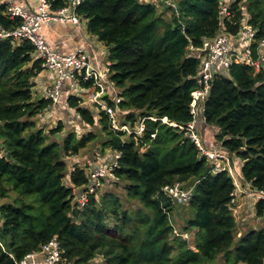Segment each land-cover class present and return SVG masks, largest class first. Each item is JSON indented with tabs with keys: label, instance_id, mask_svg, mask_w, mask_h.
I'll return each mask as SVG.
<instances>
[{
	"label": "trees",
	"instance_id": "16d2710c",
	"mask_svg": "<svg viewBox=\"0 0 264 264\" xmlns=\"http://www.w3.org/2000/svg\"><path fill=\"white\" fill-rule=\"evenodd\" d=\"M68 1L50 0L54 10ZM171 1L176 7L167 0H81L76 8L109 47L121 102L110 90L102 99L129 131L115 128L89 97L93 80L81 79L83 91L53 114L52 101L34 92L44 70L34 45L0 38V198L7 200L0 204V264H21L55 237L75 264H217L220 255L227 264H264V228L238 235L226 161L209 159L186 128L195 119L192 93L202 84L204 53L195 48L220 33L239 34L240 2L256 39H264V0ZM223 2L229 17L220 13ZM6 6L0 4V28L19 26L23 20L9 17ZM225 70L211 81L204 117L234 166L241 160L239 178L264 190V68L234 63ZM115 153V177L102 178L79 207V193L92 183L89 168ZM176 183L192 188L189 202L165 193ZM119 187L138 205L125 206ZM255 209L263 217L264 201ZM178 215L186 217L182 229Z\"/></svg>",
	"mask_w": 264,
	"mask_h": 264
},
{
	"label": "built area",
	"instance_id": "2783aa9c",
	"mask_svg": "<svg viewBox=\"0 0 264 264\" xmlns=\"http://www.w3.org/2000/svg\"><path fill=\"white\" fill-rule=\"evenodd\" d=\"M37 1L38 7L31 11L25 10L21 4L13 2L6 3L5 13L11 18H21L23 22L15 28L5 29L1 27L0 38L28 40L34 45L35 51L33 58L42 60L44 69L56 75L52 85L47 89L45 96V98L52 101L51 107H56L61 104L65 107L68 106L67 99H62L64 81L73 80L79 83L81 79L85 81L93 80L97 89L95 91H89V97L110 115L115 128L129 131L127 125H122L121 127L118 125L115 116V108L105 103L102 99L110 90L115 95L116 105L121 102V98L117 94L115 82L111 79V62L108 61L102 69H98L91 64L89 56L82 49L68 55L60 54L53 49L43 33L44 24L52 19L80 24L81 18L76 13V8L81 3V0H69L65 7L58 10L52 8L50 0ZM230 1L232 2L235 0ZM167 2L176 7L175 2L171 0H167ZM239 4L242 7L244 16L241 21L240 32L237 36L241 35L239 37L245 44H241L237 36L220 33L213 39H207L202 47L195 48L197 51L204 53L199 72L202 84L199 89L192 93V113L195 115V119L189 122L186 127L190 136L209 159L221 158L227 160L226 167L229 169L236 185V191L232 199L233 204L236 203L235 195L237 192L247 195L254 202H258L259 200L264 201V190L252 188L251 186L247 188L240 187L235 171L229 163L228 154L221 151H209L202 145L199 134L196 131V119L199 111L204 112V105L211 90V81L216 73L213 71L215 66L228 69L234 63H241L252 66L256 71H261L264 68V39H256L257 28L249 23L246 6H244L242 2ZM220 13L226 17L231 15L226 2L222 3ZM253 42H257L256 48L252 47ZM142 130L143 124H140L138 132L140 133ZM221 149L222 147L220 150ZM119 157L120 153H115V158L111 162H101L90 169L89 175L92 183L88 185L87 190L79 193V207H84L86 205L89 193H92L96 188L101 186L102 178L115 177L114 169L118 165L117 160ZM164 191L168 196L179 203L189 202L192 196V188H185L181 183L165 186ZM183 235L189 238L187 233ZM38 254L44 256L45 264H75L66 254L60 241L56 237L46 243L41 251L29 254L21 261V264H29V260L34 259Z\"/></svg>",
	"mask_w": 264,
	"mask_h": 264
},
{
	"label": "crops",
	"instance_id": "0c3cea01",
	"mask_svg": "<svg viewBox=\"0 0 264 264\" xmlns=\"http://www.w3.org/2000/svg\"><path fill=\"white\" fill-rule=\"evenodd\" d=\"M8 2H13L17 4L23 5L25 10L31 11L38 7V1L37 0H0V4H5ZM81 22L80 24H74L71 22H62L57 20H49L44 24V30L43 33L45 34V37L47 41L51 44L53 49L63 55L72 54L79 49H82L86 52V54L89 56L91 64L98 69H102L109 61V47L108 51L105 50L104 45L105 43L99 40V38L95 35H92L88 31L87 27V20L85 19V22ZM214 72H225L226 70L221 66H215L213 68ZM55 74L51 73L47 70H43L35 79V86H34V92L39 97H45L47 89L52 85ZM83 91L82 87L79 85V83L73 81V80H66L63 83L62 87V99L65 100L67 97L71 96L72 94L78 95ZM61 105H57L56 107H52L51 112L53 114H56L57 112H60L61 109L58 111L59 107ZM57 118V116H56ZM53 119H47L49 123H52ZM196 131L197 133L200 132L201 136L200 139L203 141L205 148L209 151H221L225 153L222 149L221 143L217 141L216 134L217 130L216 127L213 125H210L206 122L204 117V112L199 111L197 119H196ZM215 138V139H214ZM92 159L89 158L87 161H91ZM229 163L234 168V171L236 173V177L238 179V183L241 188H247L249 184L245 183L239 178L240 170H241V160L237 159L234 164L231 162L230 159ZM223 163L227 160H222ZM101 163V162H100ZM236 203L237 205V214L242 215V220L239 224V226H242L245 224V221L250 216L251 210L253 205H255V202L248 197L247 195H244L243 193L237 192L236 195ZM247 206V207H246ZM1 218V217H0ZM239 218V216H237ZM239 221V220H238ZM246 231V230H245ZM29 264H45L44 263V256L42 254H38L34 259L29 260Z\"/></svg>",
	"mask_w": 264,
	"mask_h": 264
},
{
	"label": "rangeland",
	"instance_id": "374dc122",
	"mask_svg": "<svg viewBox=\"0 0 264 264\" xmlns=\"http://www.w3.org/2000/svg\"><path fill=\"white\" fill-rule=\"evenodd\" d=\"M82 22H85V19L84 18H82ZM239 36H241V35H239ZM239 36H237V39H238V41H240V43L241 44H245L241 39H240V37ZM108 46L105 44L104 45V48H105V50L106 51H108V48H107ZM72 95H74V94H72ZM197 131H199V130H197ZM198 134H199V136H201V134H200V132H198ZM215 139V138H214ZM89 162V161H88ZM71 168V165L69 164V169ZM91 169V167L89 168V170ZM66 181H68V177L66 178ZM183 187H185V185L183 186ZM185 188H188V187H185ZM104 190V189H103ZM114 192L115 193H117L118 195H120V197L123 199V201H124V204H125V206H136V205H138V201H136V200H134V201H132V202H128V200H127V198L126 197H124V195H123V189H121V187H119V188H117V189H115L114 190ZM7 200H3L2 198H0V204H3V203H5ZM236 207H237V203H235L234 204ZM247 207V206H246ZM194 212V211H193ZM190 213H191V211H189L188 212V216H190ZM192 214V213H191ZM186 215V216H187ZM194 215V214H193ZM237 216H239V218H238V220H239V224H240V222H241V220H242V215L241 214H237ZM185 219H186V217H183V216H181V215H178L177 217H176V223L180 226V228L182 229V225H183V222H185ZM247 220L245 221V224H243L242 226H239V236L243 233V232H245V230H252V229H260V228H264V216L262 217V216H258L257 214H256V209H255V205H253V207H252V210H251V213H250V216L248 217V218H246ZM217 264H227L226 263V261H225V258L222 256V255H220L218 258H217Z\"/></svg>",
	"mask_w": 264,
	"mask_h": 264
}]
</instances>
